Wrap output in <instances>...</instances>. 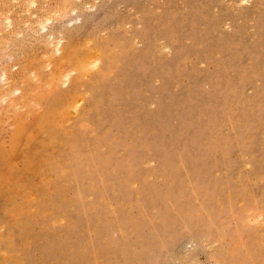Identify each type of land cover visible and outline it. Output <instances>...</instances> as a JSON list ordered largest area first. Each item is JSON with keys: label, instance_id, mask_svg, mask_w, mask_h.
Returning a JSON list of instances; mask_svg holds the SVG:
<instances>
[{"label": "rangeland", "instance_id": "374dc122", "mask_svg": "<svg viewBox=\"0 0 264 264\" xmlns=\"http://www.w3.org/2000/svg\"><path fill=\"white\" fill-rule=\"evenodd\" d=\"M19 1L21 0L12 1V15L22 13L18 10L21 6H16ZM66 1L62 2L66 8V16H63L64 12L61 17L52 15V19L44 26L48 27L45 31L40 24L34 23L33 18L35 20L36 16L32 13L37 14L41 5H52L53 0L35 1L36 9L31 8L33 4H30V25L28 22L25 24L28 18L26 21L23 18L25 25L21 24L17 35L15 32L14 37L10 38L17 40L10 42L9 39L8 43L3 41V45L0 43V64L3 63V67L13 65L11 68L15 67L12 69L14 71L28 59L35 68L45 58L44 48L54 44V39H60L62 43L69 42L73 46L77 43L80 47L76 48L83 49L92 44V41L96 43L108 35L116 36L120 41L122 36L135 34V39H132L134 42H129L133 48L125 40L120 42L119 47L122 45L123 50L129 52L123 54L119 72L115 70L108 73L110 70L107 69L108 76L101 80L99 92L102 97L106 98L111 88L117 89V96L111 108L99 106L97 116L103 122L97 125L96 130L98 135L105 134L106 142L101 143L98 149L100 154L107 152L114 159L125 156L127 158L130 149L138 152L139 158L134 161L133 167L140 178L131 181L130 188L136 192L140 186L146 187L154 194L155 200L152 206L137 205L135 201L138 194L136 196L133 192L129 201L125 199L124 208L128 215L125 217V227L112 232L116 241L121 242L122 231L126 232L125 236L129 238L127 249L133 251L141 239V264H213L209 258L211 247L219 248L227 257H233V252L246 253L243 248L250 242L264 246L262 221L259 224L250 222L242 231L239 230L241 209H246L249 213L261 211L264 220V0H252V5L231 0L234 4L242 3L240 6H234L229 0H90L89 5V0H85L87 4L77 0L81 4L79 6L76 0H71L72 5L76 3L75 10H69L70 4L67 2L70 1ZM87 6L90 8H82ZM30 15H34L33 18ZM48 23L51 25L48 26ZM40 28L44 32L39 31ZM30 29L33 33L28 31ZM19 32H22L21 35ZM65 35L68 38L64 41L62 39ZM59 36L62 39H57ZM52 38L54 41L51 43ZM43 41L50 43L46 45ZM61 42L58 44L61 45ZM159 45H164L166 50L158 47ZM157 47L162 50L157 51ZM31 66L29 67L32 69ZM43 70L46 71L47 67ZM111 114L116 117L115 121L121 120L122 128L115 123L110 124ZM241 117L245 118L244 122ZM244 123L247 124L246 128ZM80 135L82 138H91V133L82 130ZM109 143L115 145L114 152L107 150ZM37 144L38 142H34L32 151L40 150ZM178 156L182 157L181 162ZM16 157L12 158V162H16L14 164L19 168L21 159L18 155ZM151 158H154L153 162L150 161ZM163 161L168 167L166 174H176V178H173L174 185L181 184L180 190L173 191V196L161 192L162 188L169 191L165 185L171 182L161 170ZM235 168L239 174L237 170L235 172ZM127 170L129 171L127 167L122 166L118 172L122 181L128 176ZM37 180L33 177L34 182ZM251 180L257 182L253 184ZM223 192L227 196H222L225 195ZM92 193L93 195L86 196V201L91 207H100L97 192ZM140 193L143 194L140 198L148 196L145 191ZM10 205L9 200L7 202L0 196V216H3L0 217L3 219L0 220V225L6 223V226H0L1 234L8 230L10 216L7 214V207ZM114 206V203H108L109 211ZM208 209L212 214L211 237L203 235L200 230L204 229L201 227L202 218ZM66 210L65 217L59 220L60 223H53L48 231L41 229L38 223H31L29 231H32L35 238L31 241L29 239L30 242H26L28 239H20L15 228L9 230L12 234L9 241H12L15 251L19 252L17 254H24L25 259L30 261H25L24 264H69L71 258L66 257L74 249L83 250L87 247L88 255L91 256L104 248L91 247L89 251V240H102V233L77 221V211L73 207H67ZM184 213L189 219L185 218ZM139 217L142 218L140 225L137 223ZM68 226L70 234L66 236L63 229ZM139 226L141 235L131 231H137ZM147 236H152L156 245L149 242ZM210 240H214L211 245L207 244ZM50 243L54 247L53 255L45 257L42 249L51 245ZM2 246L0 242V248ZM4 253L0 249V256ZM237 259L239 261L240 257ZM96 260H99L98 256ZM240 261L242 262L239 264H250L242 259ZM0 264H3L1 260Z\"/></svg>", "mask_w": 264, "mask_h": 264}, {"label": "bare ground", "instance_id": "6f19581e", "mask_svg": "<svg viewBox=\"0 0 264 264\" xmlns=\"http://www.w3.org/2000/svg\"><path fill=\"white\" fill-rule=\"evenodd\" d=\"M12 1L14 2L16 0H12ZM12 1L0 0V43L3 41L8 43L9 41L11 42L13 39L17 40L15 38L11 40L10 38L14 37L13 34L15 32H16L15 35H17L18 33L17 30H19L18 28H20L21 24L25 23L24 21L22 22L23 18L25 19V21L26 18H28L25 24H27L28 22V25H30V22L32 20H29L28 11L30 9V4L31 5L33 4L31 8L32 7L35 8L34 3L37 0H21L17 2L16 6L18 7L21 6L20 9L18 8V10L19 12L21 10L22 13L21 14L15 13V15H12L10 12V10L14 8V3ZM57 1L58 0H56L55 3V1L53 0V4L47 5L48 7L47 6L43 7L41 5L40 9L38 7L39 4L37 5L38 2H36V6L38 7L37 11L39 12L37 14L32 13L33 11L31 12L36 16L34 20L33 18L34 15H30L32 16L34 23H38L37 25L40 24L39 26L40 27L42 26L44 31L46 30V28H48L44 26H46V23L50 21V18L52 19V15L54 16L57 14V17L58 16L61 17V14H63L62 12L66 11L65 5L63 6L64 3H62L66 0L58 1L59 2L58 4H60L59 6H57L58 5ZM69 1L70 2H67L68 4H70V5L67 4L69 10L70 8H73L75 10L74 6L77 0L76 1L74 0L75 1L74 5H72L73 1L71 0ZM240 1L243 4L245 3L247 5V2L251 4L250 1L252 0H240ZM9 2L10 3L12 2V4L9 5ZM82 2L85 3L86 1L85 0H82L81 2L79 1V3ZM89 2L90 0L88 1V5L90 4ZM93 2L91 4H93ZM232 2L233 1H231V4L235 3ZM85 4H87V2ZM236 4H234V6ZM241 4L239 3L238 5L240 6ZM11 5L13 6L12 8H10ZM80 5L81 4H79V6ZM231 6L232 5H230V7ZM82 8H90V7L87 6ZM23 12L26 13L23 14ZM66 13L64 12L63 14L64 17L66 16L65 15ZM53 19L56 20V17L55 18L53 17ZM248 21L251 22L250 20ZM47 25L50 26L51 24L49 25L48 23ZM31 29L28 31H31ZM43 30L41 29L39 31H43ZM124 31L127 30L125 29ZM22 32H19V34ZM126 34H128V32ZM128 35H125L126 37L122 36V40H125L124 42L128 43L129 46L133 48V45L131 43L134 42L132 41V39H135L133 38L135 37V34H128ZM51 36H53V33H51ZM66 37L68 38V36L65 35V38L63 37L62 39L61 36H59L57 39L61 38L62 40L65 41V39H67ZM118 37L119 36H117V38ZM53 39L54 38L50 39L51 40L50 42L52 43L55 40V43L54 44L52 43L53 45L51 44L49 46H46L48 45V43H50V42L47 43L48 40L46 42L43 41L46 43V45L45 43L43 44L44 47L46 46V48L43 47L45 49L44 50L45 53H43V55H45V58H43L42 60V58L38 56V59L40 57L39 60H42V63L41 64L38 63V65L37 63H35L37 65L35 68H33L34 66L31 64L32 62L27 61L28 59L23 64L19 65L18 68L14 71L12 69L15 67L11 68L13 65L11 67L9 66L11 68L10 69L8 66L3 67L4 65L3 63L0 64L1 65L0 75L2 74L0 78V196H2L5 199V201L8 202L9 200V202L11 203V205L7 207L8 208L7 214H9L8 216H10L9 225H7L8 230L4 234L0 233V242L3 244L2 248L0 249H3L5 252L2 256H0L1 263L9 264V262H12L14 264H24L25 261L30 262L29 259H25L24 254H22L21 256V254H17L19 252L15 251V248L11 243L12 241L11 242L9 241L10 240L9 236L12 235L9 232V230L15 228L14 230L17 231L16 235H18L20 239L21 238L24 240L28 239L26 240V242L29 241V239L31 241V239L35 238L34 237L35 235L31 233L32 231L31 232L29 231L31 229L29 227L31 223H38L41 229L48 231L50 229V225L56 223L57 221L58 223H60L59 220L65 217L67 207L70 208L73 207L77 211V215H78L77 221L83 222L84 226L91 227L93 230L101 232L103 235L102 240H98V241L89 240L90 246L88 250L90 251L91 247H104V248H102L98 252H95L94 255L91 256L88 255V251L86 250L87 247L84 248L83 250L74 249L66 257V258L68 257L71 258L69 264H117V262L119 264H141L142 261L141 239L138 242V247L135 250L128 251L127 247H129V238L128 237L126 238L125 236L126 232L122 231L123 237L121 242H117L112 234V232L115 229L121 230L125 227L124 221L126 215H128V212H125V208H124V203L126 202L125 199L127 198L128 199L127 201L131 199V194L133 192V189L130 188L131 181L140 178V175L135 171V168L133 167L134 161L137 158H139V153L133 149H130L129 156L127 155V158L125 156V158H118V159L117 158L114 159L111 156L109 157L107 155V152L104 155L100 154L98 146L101 143L106 142V140L104 138L105 134L98 135L97 133L98 131L96 130L97 125L103 122V121L100 122L102 118L101 120H99L100 117L97 116L100 108L99 106L104 105L105 109L111 108L112 107L111 104L113 103V100L116 99L117 96L115 93L117 89L111 90L112 89L111 88L109 94L106 93L108 97L106 95V98H103L99 92L101 80L104 79V77L108 76V74L106 75L107 69L110 70L109 72L107 70L108 73L113 72L115 70H118L119 72L120 65L121 63H123V58H124L123 54H125L127 50L126 51L123 50L124 48L122 45L121 47H119L121 44L120 42H122V40L119 41L118 39H116V36L114 37L109 35L108 37L105 36L102 40H98L96 43H93L94 41H92V44L86 45V47L83 46L85 44L83 43L82 45L84 47L83 49L79 48L80 46L77 43H75L74 44L75 46H73L69 42H64L65 43L64 44L62 43L63 41L61 42L60 39H59L60 41ZM57 41L61 42L63 45L62 44L59 45ZM89 41L91 42V40ZM123 45H127V44L123 43ZM76 46L79 47L76 48ZM114 47H116V49ZM158 47H162L164 49V45L163 46L159 45ZM158 47H157V51L158 49L162 50V48L160 49ZM132 50L133 49H131V51ZM4 55H6V53ZM34 62L36 61H33V63ZM29 66H31L32 69ZM45 67H47L46 71L43 70ZM2 70L3 72H1ZM115 119L116 117L113 116V114H111L110 124L115 123V125L122 128L121 120L117 119L115 121ZM240 119L243 122L245 120L244 117H241ZM244 124L246 128L247 124L246 123ZM81 130L84 131L85 133L88 132L91 133V138H89L88 136L87 138H82V136L80 135ZM102 133H106V132H102ZM34 142L36 143L38 142L37 146L40 148L41 150V151L39 150L40 152L34 150L32 151V145L34 144ZM114 146L115 145L113 143H109V145L107 146L108 148L107 150L114 152ZM17 155L20 156L21 159V166L19 168L15 165L16 162H14L15 164L12 162L14 161L12 160V158L15 157L16 159ZM178 158H179L178 160H180L181 162L182 157L178 156ZM237 158L239 159V157ZM152 159L154 160V158H151L150 160L151 162H153ZM147 162L149 163V161ZM122 166L127 167L129 169V171L127 170L128 176L123 181L122 179H120L118 173ZM174 167H176V165ZM167 168L168 167L166 163L163 161L161 165V170L163 171L164 174H166ZM232 168L234 169V167ZM175 170H177V168ZM236 170L237 169L235 168V172ZM240 174L243 175L242 172ZM254 174L251 173V175ZM33 177H36V180L37 179L38 180L34 182L35 180L33 181ZM165 178L171 180V182H169V185H165L167 189H169V191H166L164 188H162L161 192L168 194L169 196H173V191L175 189L180 190L181 184L178 183L177 185H174L173 178H176V174L173 172H171V174H166ZM256 182H253V184ZM238 183H240V181L237 182V184ZM242 185L243 184H241V186ZM253 186H257V185H253ZM139 188H140L138 189L139 191L133 192V194H136V196L138 194V198L135 201L136 204L142 206L145 205L152 206L155 200L154 194L146 187L140 186ZM260 190L261 189H259L258 191L261 192ZM92 191L97 192L96 197L97 200L101 203L100 207L99 206L98 207L96 206L95 208L91 207L89 202L86 201L85 199L86 196L88 197V195H93ZM140 191L147 192L148 196L140 198V196H143V194L140 193ZM224 194L225 195L222 196H227L226 193ZM145 198H147V202H145ZM140 199L142 200L140 201ZM224 200H225L224 202L225 204L226 199ZM111 202L114 203L115 206L112 208L111 211H109L108 203ZM155 203H157V200L155 201ZM206 203H208V201ZM209 206L206 205V208H209ZM3 207L6 208L5 205ZM254 210H256V208ZM240 211H241V216H240L241 229L239 230L242 231L243 227H247L249 225L248 223L250 222L259 224L260 221H262L264 224V220L262 217L263 214L260 210H259L260 212H252V213L247 212L246 209H241ZM108 212H110V214H108ZM211 215H212L211 211L208 209L204 214V217L202 218L203 226L201 227H204V229H200L201 231H203L201 233L208 237H211L210 234L212 233V225H210ZM185 216H186L185 218L188 217L186 214ZM236 218L239 219V217ZM141 221L142 218L139 217L137 221L138 225L141 224ZM216 224L218 223L216 222ZM69 229L70 226L66 227V229H63V233L64 234L66 233V236L68 235V233L70 234ZM131 231L133 233L136 232L137 235H141L140 234L141 226H139L137 231L134 230ZM216 234H218V232ZM146 239L149 242L151 241L154 243V245H156L155 239H153L152 236L150 237L147 236ZM213 242L214 240H210L207 242V244L211 245ZM26 244L29 246L28 243ZM245 245L246 247L244 246L245 248L243 249L246 250V253L245 252L240 253L239 251H237V253L234 254L233 252L232 256L235 258V260H233V257L230 256L227 257V255H223L222 251H220L219 248H212V247L210 248L209 258L211 259V261H213V264H239L242 262L240 261L241 259L250 264H264V246L255 243L253 244L251 242ZM213 246L216 245L214 244ZM114 247H120L121 249L115 250ZM53 249L54 247L52 246V244L47 245L42 249L43 255L45 257L52 256L54 252ZM17 250L19 251V249ZM97 256L99 260H96ZM237 257H240L239 261L238 259L236 260ZM49 261L52 260L50 259Z\"/></svg>", "mask_w": 264, "mask_h": 264}]
</instances>
